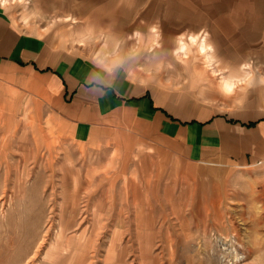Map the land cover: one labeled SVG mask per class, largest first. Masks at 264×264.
Here are the masks:
<instances>
[{
	"label": "rangeland",
	"instance_id": "374dc122",
	"mask_svg": "<svg viewBox=\"0 0 264 264\" xmlns=\"http://www.w3.org/2000/svg\"><path fill=\"white\" fill-rule=\"evenodd\" d=\"M0 10L70 51L142 69L170 108L213 111L250 138L236 168L190 165L128 114L79 145L41 106L0 108V264H264V140L243 127L264 119V0H0ZM183 34L201 39L180 50Z\"/></svg>",
	"mask_w": 264,
	"mask_h": 264
},
{
	"label": "crops",
	"instance_id": "0c3cea01",
	"mask_svg": "<svg viewBox=\"0 0 264 264\" xmlns=\"http://www.w3.org/2000/svg\"><path fill=\"white\" fill-rule=\"evenodd\" d=\"M171 99L142 69L70 51L57 37L24 31L0 10V108L18 113L20 107L41 106L57 132L79 145L103 138L113 117L128 114L182 146L190 165L236 168L244 162L240 154L250 138L238 122L208 110L192 117L170 108ZM243 127L258 129L264 140V119Z\"/></svg>",
	"mask_w": 264,
	"mask_h": 264
},
{
	"label": "clouds",
	"instance_id": "9594fccd",
	"mask_svg": "<svg viewBox=\"0 0 264 264\" xmlns=\"http://www.w3.org/2000/svg\"><path fill=\"white\" fill-rule=\"evenodd\" d=\"M149 32L152 33L153 36L155 37V39H154L153 42H155V40H158L160 38V29H159V26L158 25L151 26L149 28ZM143 37H144V34H142L139 31H134L129 36L130 39H135L137 41H142L143 40ZM186 37L188 39L192 40L193 43H196L197 40H200L201 39L200 36L193 37V36L188 35V34H183V35H180V36L176 37V40L178 42H180L181 43V46H182L180 50H183V41L185 40Z\"/></svg>",
	"mask_w": 264,
	"mask_h": 264
},
{
	"label": "trees",
	"instance_id": "16d2710c",
	"mask_svg": "<svg viewBox=\"0 0 264 264\" xmlns=\"http://www.w3.org/2000/svg\"><path fill=\"white\" fill-rule=\"evenodd\" d=\"M261 121V120H260ZM260 121H256V122H251L249 124H245L244 126L248 127V128H254L257 126V124L260 122Z\"/></svg>",
	"mask_w": 264,
	"mask_h": 264
}]
</instances>
